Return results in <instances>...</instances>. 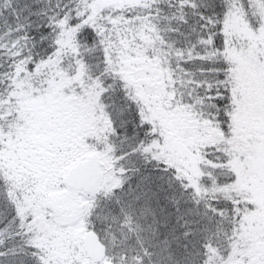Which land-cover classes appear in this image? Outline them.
<instances>
[{"label": "snow or ice", "instance_id": "snow-or-ice-1", "mask_svg": "<svg viewBox=\"0 0 264 264\" xmlns=\"http://www.w3.org/2000/svg\"><path fill=\"white\" fill-rule=\"evenodd\" d=\"M99 160L113 182L62 223L42 173L70 196ZM149 193L264 264V0H0V264L143 261L100 234Z\"/></svg>", "mask_w": 264, "mask_h": 264}, {"label": "rangeland", "instance_id": "rangeland-1", "mask_svg": "<svg viewBox=\"0 0 264 264\" xmlns=\"http://www.w3.org/2000/svg\"><path fill=\"white\" fill-rule=\"evenodd\" d=\"M100 161L103 165V177L98 186L92 191L75 190L70 196L60 191H50L55 188L57 178L47 169L42 173L41 191L47 193V198L41 203L51 208L61 218L62 223L85 217L86 209L80 207L84 198L95 195L113 182L114 178L109 172V162ZM183 211L184 207L181 206L178 212L171 200L166 199L162 193L157 196L149 193L148 197L142 198L135 209L124 210L127 222L123 227L126 231L119 232L118 235L111 231L104 232L100 234V238L106 239L109 250L115 242L122 247L130 246V250L140 253L144 259L143 261L137 259L135 264H193L194 259L199 261V264H240L237 261L223 259L222 233L201 232L196 240H186L183 236L185 228L182 225L191 217L184 215L179 221L176 219ZM53 228L56 230L55 226ZM69 235L72 243L86 251L82 240L85 232L72 230ZM193 244L196 246L193 247ZM240 245L246 246L247 240L242 239ZM145 253L149 255L144 256ZM129 264L133 262L129 261Z\"/></svg>", "mask_w": 264, "mask_h": 264}, {"label": "water", "instance_id": "water-1", "mask_svg": "<svg viewBox=\"0 0 264 264\" xmlns=\"http://www.w3.org/2000/svg\"><path fill=\"white\" fill-rule=\"evenodd\" d=\"M102 167V162L99 160L93 165L89 172L80 174L76 180L77 184L80 185L77 191L94 190L102 180ZM82 240L87 254L90 255L93 259H98L103 255L104 245L99 242L95 234L91 232L85 233Z\"/></svg>", "mask_w": 264, "mask_h": 264}]
</instances>
